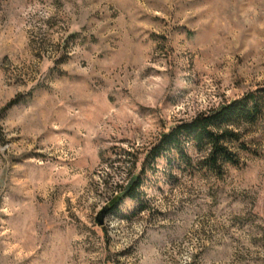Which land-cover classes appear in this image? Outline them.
Masks as SVG:
<instances>
[{"label": "rangeland", "instance_id": "374dc122", "mask_svg": "<svg viewBox=\"0 0 264 264\" xmlns=\"http://www.w3.org/2000/svg\"><path fill=\"white\" fill-rule=\"evenodd\" d=\"M258 89L264 0H0V264H264V119L242 166L162 161L101 218L164 133Z\"/></svg>", "mask_w": 264, "mask_h": 264}, {"label": "trees", "instance_id": "16d2710c", "mask_svg": "<svg viewBox=\"0 0 264 264\" xmlns=\"http://www.w3.org/2000/svg\"><path fill=\"white\" fill-rule=\"evenodd\" d=\"M17 104L16 101L10 107ZM264 119V89L250 92L240 99L215 110L198 115L190 122L180 123L164 133L146 156L128 185L104 209L101 215L118 213L124 201L140 202L145 175L158 164L175 161L191 172H208L217 178L225 175L226 167H240L239 152L249 153L242 130ZM191 145L202 158L194 161L189 153Z\"/></svg>", "mask_w": 264, "mask_h": 264}, {"label": "water", "instance_id": "95a60500", "mask_svg": "<svg viewBox=\"0 0 264 264\" xmlns=\"http://www.w3.org/2000/svg\"><path fill=\"white\" fill-rule=\"evenodd\" d=\"M104 217V215H101V218Z\"/></svg>", "mask_w": 264, "mask_h": 264}]
</instances>
